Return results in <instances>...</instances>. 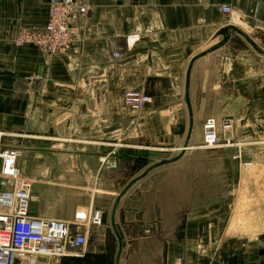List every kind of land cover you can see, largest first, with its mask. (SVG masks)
<instances>
[{
    "label": "crops",
    "instance_id": "0c3cea01",
    "mask_svg": "<svg viewBox=\"0 0 264 264\" xmlns=\"http://www.w3.org/2000/svg\"><path fill=\"white\" fill-rule=\"evenodd\" d=\"M84 3L71 49L50 57L13 45L18 28H43L47 0H0V149L20 152L16 167L39 205L50 200L46 206L60 198L37 192L97 185L110 141L210 152L198 161H214V170H200L213 197L167 243L165 264H261L264 148L243 152L238 163L235 148L197 146L208 117H232L237 141L264 142V0ZM133 91L148 99L140 113L122 104ZM70 167L86 183L66 184ZM43 260L50 259L35 264Z\"/></svg>",
    "mask_w": 264,
    "mask_h": 264
},
{
    "label": "rangeland",
    "instance_id": "374dc122",
    "mask_svg": "<svg viewBox=\"0 0 264 264\" xmlns=\"http://www.w3.org/2000/svg\"><path fill=\"white\" fill-rule=\"evenodd\" d=\"M110 144L99 159L104 166L96 172L97 185L37 192L46 199L59 197L60 205H44L50 200L39 205L30 192L32 213L65 221L72 229L83 225L91 211L100 212V225L88 231L79 256L43 264H165L167 243L179 239L186 217L213 197L203 185L208 176L200 170H214V161H198L212 153ZM73 171L70 167L64 174L66 184L86 183L84 174Z\"/></svg>",
    "mask_w": 264,
    "mask_h": 264
},
{
    "label": "built area",
    "instance_id": "2783aa9c",
    "mask_svg": "<svg viewBox=\"0 0 264 264\" xmlns=\"http://www.w3.org/2000/svg\"><path fill=\"white\" fill-rule=\"evenodd\" d=\"M47 4L43 28L36 31L18 28L13 45L29 44L50 57L69 52L76 22L86 13L84 0H47ZM218 11L231 14L226 5H219ZM118 55V52L111 53L113 59ZM32 79L36 77L29 76L28 80ZM147 103V97L138 91L122 94V104L133 112L140 113ZM234 124L232 117H208L201 125V141L197 147L207 151L235 148L231 159L238 163L243 152L263 150L264 142L237 141ZM19 154L15 149H0V264H35L38 258L79 256L88 231L100 225V212L91 211L86 222L73 229L65 221L31 216L28 211L30 183L16 167ZM261 264H264V251Z\"/></svg>",
    "mask_w": 264,
    "mask_h": 264
}]
</instances>
